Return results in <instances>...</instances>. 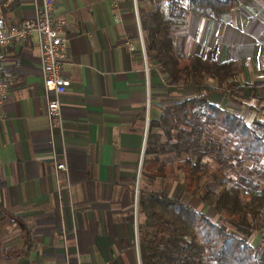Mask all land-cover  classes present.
<instances>
[{"label":"crops","instance_id":"0c3cea01","mask_svg":"<svg viewBox=\"0 0 264 264\" xmlns=\"http://www.w3.org/2000/svg\"><path fill=\"white\" fill-rule=\"evenodd\" d=\"M38 5L0 0V12L26 20ZM171 13L180 55L238 69L235 99L216 91L208 101L251 123L264 118V0L207 17ZM55 14L68 22L59 119L46 114L36 35L9 45L2 62L10 91L0 107V204L19 220L0 221V264H140L134 214L149 122L167 93L171 103L199 90L166 85L149 62L137 0H56Z\"/></svg>","mask_w":264,"mask_h":264},{"label":"trees","instance_id":"16d2710c","mask_svg":"<svg viewBox=\"0 0 264 264\" xmlns=\"http://www.w3.org/2000/svg\"><path fill=\"white\" fill-rule=\"evenodd\" d=\"M245 1L137 0L149 62L165 76L166 85L199 90L159 106V117L149 122L137 201L140 264H264L247 240L254 227L252 217L264 210V118L254 121L253 127L240 114L209 102L208 96L216 91L235 99L241 90L235 82L238 69L232 61L180 55L172 34V10L207 17ZM212 128L222 130L220 141L208 136ZM168 152L176 158L175 165L162 156ZM246 161L250 163L246 172L228 181V172ZM176 173L181 175L184 192L190 197L200 193L201 201L222 214L232 231L154 186L157 178ZM203 179L217 189L202 188ZM6 219L19 220L0 204V221ZM24 238L27 255L33 243L27 231Z\"/></svg>","mask_w":264,"mask_h":264},{"label":"built area","instance_id":"2783aa9c","mask_svg":"<svg viewBox=\"0 0 264 264\" xmlns=\"http://www.w3.org/2000/svg\"><path fill=\"white\" fill-rule=\"evenodd\" d=\"M56 0H39L34 16L26 20L7 21L0 12V107L8 100L10 83L4 78L2 62L6 48L15 44H26L32 34L38 41L46 114L50 119L61 116V97L70 85L63 69L68 61V37L65 27L68 22L64 16L55 14ZM118 20V17L115 16ZM66 169L65 164L57 162L55 170Z\"/></svg>","mask_w":264,"mask_h":264},{"label":"rangeland","instance_id":"374dc122","mask_svg":"<svg viewBox=\"0 0 264 264\" xmlns=\"http://www.w3.org/2000/svg\"><path fill=\"white\" fill-rule=\"evenodd\" d=\"M210 83L214 84L215 81L210 80ZM168 95L170 97L166 98L167 103L170 102L171 100H173V98H171V97H173L172 93L169 92V93H167V96ZM246 122L249 125H253V127H255V125L253 123H251V118L247 117ZM208 136L211 137L213 140H216V141L219 140L220 141L223 138V132L219 128H212L209 130ZM162 156L166 159V161L175 165L176 158L174 157L173 153H171V152L164 153ZM205 160L208 163H213L212 158L209 156H206ZM249 164L250 163L248 161H246L240 167H238L236 169V171L228 172V174L226 175L228 178V181H230V178L235 179L238 175L244 174L246 172V169L248 168ZM137 185H139V184H137ZM154 186L163 187L164 189H166V191L170 195L177 197V198L189 203L195 209L204 212L215 223L220 224V225H224L228 230L232 231L233 228L227 223V221L225 220V217L222 214L221 215L217 214L213 210L212 207L204 204L201 201V194L200 193L197 196L190 197L184 192L183 187H182V179H181L180 174L176 173L175 176H167L164 179L157 178L154 182ZM207 186L212 188V189H217V187L212 182L208 181L207 179H203L202 180V188L207 187ZM134 217H136L135 223H136V230H137V225H138V220H139L138 212H136L134 214ZM252 221H253L254 227L251 231V234L248 236L247 240L252 244V246L254 248L255 255L258 258H264V210L258 216L252 217ZM137 234H138V232H137Z\"/></svg>","mask_w":264,"mask_h":264}]
</instances>
